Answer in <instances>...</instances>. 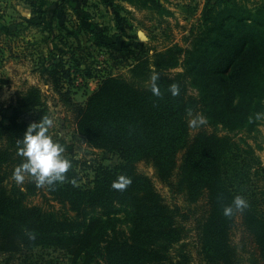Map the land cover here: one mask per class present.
I'll return each instance as SVG.
<instances>
[{"label":"rangeland","instance_id":"374dc122","mask_svg":"<svg viewBox=\"0 0 264 264\" xmlns=\"http://www.w3.org/2000/svg\"><path fill=\"white\" fill-rule=\"evenodd\" d=\"M231 2L253 9L264 0H0V20L14 26V35L2 34L0 26V123L24 119L16 100L31 87L38 88L47 105V118L53 121L49 135L64 146V156L72 163L66 179L53 186L38 187L30 175L17 184L13 172L23 159L17 154L18 139L10 141L0 135V146L8 147L0 181L5 186L0 264H109V247L130 239L125 207L131 198L118 200L119 192L108 202L72 196V185L92 187L96 171L113 168L120 161L115 153L77 132L76 105L107 75L146 85L153 73H183L189 65L184 52L176 54L175 66L156 65L155 53L174 45L188 47L190 30L200 21L205 4L218 10ZM52 61L69 70L72 83L65 82L62 91L69 89L71 95H60L48 77L52 70L44 71L43 65ZM192 78L193 73L188 79ZM188 92L196 90L188 87ZM187 121L190 140L199 133H227L222 125L209 124L199 111L190 112ZM229 134L234 139L243 136L242 145L252 152L248 158L253 160L256 196L251 201L264 216V107L252 130ZM183 154L184 148L177 151V164ZM177 164L172 181L161 179L148 158L135 161L132 169L150 179L183 227L182 240L169 247L172 255L184 252L189 264H207L197 238L206 193L194 202L186 199L178 183ZM228 238L236 264H264V254L240 212L229 227Z\"/></svg>","mask_w":264,"mask_h":264},{"label":"trees","instance_id":"16d2710c","mask_svg":"<svg viewBox=\"0 0 264 264\" xmlns=\"http://www.w3.org/2000/svg\"><path fill=\"white\" fill-rule=\"evenodd\" d=\"M214 7H203L200 21L190 30L188 47L174 45L155 53L156 65L175 66L176 54L181 52L189 61L183 73L159 74V96L151 91V78L141 85L107 75L82 104L76 105L77 132L93 145L115 153L120 161L113 168L96 171L92 187L72 185V196L108 202L119 192L118 200L131 198L130 206L125 207L130 239L125 237L120 245L109 247V264H189L186 253L174 256L169 251L183 238L175 211L163 202L147 176L132 169L135 161L148 158L161 179L171 180L176 153L182 148L177 175L186 199L194 202L206 193L197 238L207 264H236L228 234L238 212L264 254V216L251 201L256 196L253 160L248 158L252 152L242 145L243 136L234 139L229 134L252 130L264 107V3L253 9L236 2L218 10ZM47 63L44 71L52 70L48 77L55 90L71 95L69 89L62 91L65 82L72 83L69 70L54 65V61ZM173 84L178 86V94H172ZM188 87L196 93H189ZM16 104L24 119L0 123V135L10 141L22 140L31 124L26 117L32 123L47 117V105L36 87L21 93ZM194 111L212 126L222 125L227 133H199L190 140L187 116ZM7 151L8 147L0 146V181ZM120 176L131 179L123 190L113 187ZM237 196L246 199L248 207L225 216L223 209ZM4 197L5 186L0 184V208ZM3 224L0 218V231Z\"/></svg>","mask_w":264,"mask_h":264},{"label":"clouds","instance_id":"9594fccd","mask_svg":"<svg viewBox=\"0 0 264 264\" xmlns=\"http://www.w3.org/2000/svg\"><path fill=\"white\" fill-rule=\"evenodd\" d=\"M159 74L153 73L151 76V91L154 95L159 96L160 88L156 81ZM172 94H178V86H170ZM195 124L196 121L191 122ZM200 123H203L201 118ZM53 121L47 117L39 123H31L23 134L22 140L18 141L19 147L17 154L21 156L22 162L15 168L13 178L17 184H23L26 175L34 178L38 187L45 185L53 186L57 182H63L66 179V173L71 168V160L64 156L65 148L62 144L55 141L49 135V128ZM131 183L130 178L120 176L113 187L119 190L125 189ZM248 207V202L241 196L234 198L231 205L223 209L225 216H231L234 211H243ZM30 239H35L34 233H29Z\"/></svg>","mask_w":264,"mask_h":264},{"label":"crops","instance_id":"0c3cea01","mask_svg":"<svg viewBox=\"0 0 264 264\" xmlns=\"http://www.w3.org/2000/svg\"><path fill=\"white\" fill-rule=\"evenodd\" d=\"M0 26L3 29L2 34L5 35L6 33H10V35H11L13 33V35H14V26H11L8 23H5L4 21L2 22L1 20H0ZM10 50H12V48L8 49L7 52H9Z\"/></svg>","mask_w":264,"mask_h":264},{"label":"water","instance_id":"95a60500","mask_svg":"<svg viewBox=\"0 0 264 264\" xmlns=\"http://www.w3.org/2000/svg\"><path fill=\"white\" fill-rule=\"evenodd\" d=\"M140 35L143 37V34L142 33H140Z\"/></svg>","mask_w":264,"mask_h":264}]
</instances>
